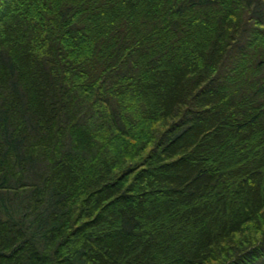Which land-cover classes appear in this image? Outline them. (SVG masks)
Instances as JSON below:
<instances>
[{"label": "trees", "instance_id": "1", "mask_svg": "<svg viewBox=\"0 0 264 264\" xmlns=\"http://www.w3.org/2000/svg\"><path fill=\"white\" fill-rule=\"evenodd\" d=\"M0 264H264V0H0Z\"/></svg>", "mask_w": 264, "mask_h": 264}]
</instances>
